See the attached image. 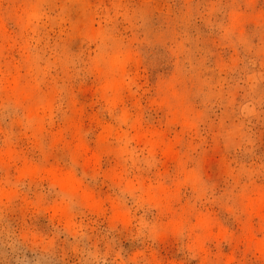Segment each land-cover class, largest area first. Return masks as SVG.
<instances>
[{
	"label": "clouds",
	"instance_id": "clouds-1",
	"mask_svg": "<svg viewBox=\"0 0 264 264\" xmlns=\"http://www.w3.org/2000/svg\"><path fill=\"white\" fill-rule=\"evenodd\" d=\"M4 3L0 0V8ZM23 3L19 26L9 25L11 33L0 16V264H225L228 255L230 264H264V222L257 221L256 243L237 246L244 235L241 228L250 229L249 198L259 192L264 204V0H199V11L192 5L187 31L199 34V47L212 53L205 68L215 69L217 53L225 60L233 55L231 48L218 49L213 43L220 35L217 26L230 22L237 26V63L224 74L222 86L216 85L220 77L215 71L198 76L183 66L184 83L178 87L188 91V101L201 115L184 131L175 146L177 157L163 176L159 156L135 143L129 144L132 155L121 157L123 176L117 185L75 167L86 186L111 194L103 215L92 212L79 193L65 194L71 203L63 202L60 190L47 181L18 178L24 159L39 156L22 138L20 124L30 110L45 107L40 101L50 91L43 84L47 78L60 88V95L51 98L60 109L57 125L73 117V101L79 102V89L88 87L95 89L91 107L99 119L131 134L138 109L131 100L112 103L116 89L120 96L143 99L140 120L158 130L159 139L176 136L180 125H170L167 110L149 108L147 101L157 97L161 77L175 71V58L156 41L163 38L170 46L173 32L185 31L182 6L177 4L165 18L157 10L159 0ZM209 3L218 9L209 17L212 26L199 18ZM32 12L38 20L30 18ZM241 26L246 46L239 42ZM76 32L82 35L70 39ZM145 51L154 54L145 59ZM206 77L212 78L211 87L201 83ZM125 113L128 118L121 119ZM86 135L94 144V132ZM9 146L10 167L3 163ZM112 147L122 145L114 142ZM61 155L72 163L66 153ZM193 170L199 175L195 185L186 180ZM161 185L179 186V191H160ZM52 206L62 207L70 222L50 217L44 209ZM114 208L125 220L112 219ZM201 214H214L224 234L217 238L196 224Z\"/></svg>",
	"mask_w": 264,
	"mask_h": 264
},
{
	"label": "rangeland",
	"instance_id": "rangeland-1",
	"mask_svg": "<svg viewBox=\"0 0 264 264\" xmlns=\"http://www.w3.org/2000/svg\"><path fill=\"white\" fill-rule=\"evenodd\" d=\"M206 3L209 0H205ZM196 3L197 11H199V0H159L158 11L164 13L165 18L172 15L173 9L177 4L182 6V15L185 22V31L183 33L173 32L170 46L169 41L163 38H158L156 43L168 47V52L175 58V71L172 75L164 79L161 77L156 86L157 97L153 100L147 101V106L152 109H166L169 116L170 125H180L181 131L174 137L159 139L158 130L144 127L140 120V109L144 107L143 99L137 95L133 97L129 94L127 97L119 95L118 90L114 89V98L112 103H118L120 100H131L137 107V122L131 134L123 129H113L111 124L107 121L99 119L98 114L92 109L91 104L95 100V89L82 87L79 91L82 93L79 102L73 101L76 105L73 109V117L68 119L63 125L56 124V116L60 109L54 108L51 103V98L60 95L59 85L55 81H49L47 78L43 80V84L50 91H45L41 96V103L45 107H36L26 114L25 121L20 124L22 138H26L28 145L38 152L39 156L35 159H24L23 167L18 168V178H28L36 181H47L52 187L58 188L61 193V200L63 202L71 203V198L65 194L73 192L79 193L86 202L89 209L97 215H103L112 196L108 192L100 195L93 191L91 187L86 186L81 178H78L75 173V167L78 165L87 174L93 178H98L105 184L117 185L120 183L123 176V167L121 164V157L128 153L129 144L135 143L141 147L147 145L152 156H159L160 175L163 176L169 164H171L177 157L175 150L176 144L184 135V131L192 127V122L200 117V113L196 112L194 106L188 101V91L178 85L184 83L183 66L186 64L191 69L197 72L200 76L204 71H215L220 79L217 80L216 85L222 86L226 83L224 74L232 70L237 63L236 46L233 42V33L236 25L232 22L229 24H219V37L213 41L218 49L231 48L233 55L228 60L224 59L223 53H217V60L215 69H207L205 65L208 61V56L212 53L199 47L201 37L197 34L193 37L187 31V25L193 19L192 5ZM24 8L23 0H5L3 8H0V16L5 20L4 27L9 28V25L19 26L18 22ZM218 11L214 3H209L206 12L199 13V18L204 19L206 23L211 25V19ZM31 19L38 20L39 15L36 12L29 14ZM11 33V28H9ZM74 35H82L76 32L69 38H74ZM241 45H247V40L243 37V28L240 27V41ZM151 44V42H148ZM200 53L199 59H196L197 54ZM154 53L145 51L142 53L145 59L152 56ZM39 61L37 60V63ZM47 70L42 71V75ZM23 75V72L21 73ZM211 77H206L201 83L208 84L211 87ZM255 80V76L251 78ZM17 86L16 84L12 85ZM10 91V89H8ZM171 92V96H169ZM118 97V98H117ZM175 101V103H173ZM127 114L122 115L121 119L126 120ZM91 130L95 134V143L93 144L87 138L86 133ZM122 145V148H113V143ZM8 155L3 163L7 166H12L14 160L11 156V146L8 148ZM67 154V158L71 159V164L66 162V157L61 154ZM209 160L208 163H213ZM186 180H190L195 185L199 180L198 173L193 170L190 176H186ZM136 183V181H131ZM160 191H172L175 195L179 191V186L175 189H167L165 186H160ZM148 194H152L151 185H148ZM260 193H254L249 198L248 216L250 222V229L241 231L244 235L240 237L238 247L244 249L245 246H251L259 239V235H254L257 231V221L264 222V204L259 200ZM50 217L65 218L66 223L70 222L65 217V212L62 207L52 206L45 208ZM112 219L125 220L123 214L117 209H113ZM111 222V220H110ZM196 224L204 227L206 232H210L219 238L224 234L220 221L215 219L214 214H201L196 218ZM236 252V247L233 248V255ZM221 255H223L221 253ZM232 255L224 256L225 264H230ZM202 264L204 262L202 261Z\"/></svg>",
	"mask_w": 264,
	"mask_h": 264
}]
</instances>
